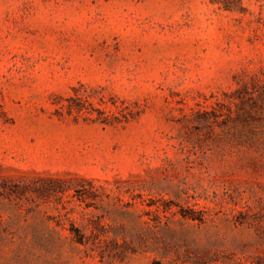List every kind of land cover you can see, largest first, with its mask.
<instances>
[{
  "label": "rangeland",
  "instance_id": "1",
  "mask_svg": "<svg viewBox=\"0 0 264 264\" xmlns=\"http://www.w3.org/2000/svg\"><path fill=\"white\" fill-rule=\"evenodd\" d=\"M0 264H264V0H0Z\"/></svg>",
  "mask_w": 264,
  "mask_h": 264
}]
</instances>
